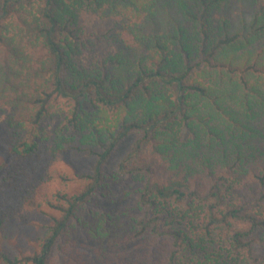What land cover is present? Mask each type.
<instances>
[{
    "label": "trees",
    "instance_id": "16d2710c",
    "mask_svg": "<svg viewBox=\"0 0 264 264\" xmlns=\"http://www.w3.org/2000/svg\"><path fill=\"white\" fill-rule=\"evenodd\" d=\"M0 124V180L29 175L0 264H264V0H0ZM131 135L115 211L94 198Z\"/></svg>",
    "mask_w": 264,
    "mask_h": 264
},
{
    "label": "rangeland",
    "instance_id": "374dc122",
    "mask_svg": "<svg viewBox=\"0 0 264 264\" xmlns=\"http://www.w3.org/2000/svg\"><path fill=\"white\" fill-rule=\"evenodd\" d=\"M0 130H2V126H0ZM135 138L136 136L131 135L125 139L112 154L108 166L106 167V174L110 177V179L106 181L110 182L111 190L114 192V195L106 193L105 198H94L98 203L115 211H125L127 209L125 206L127 203L126 193L129 192L130 189L129 187L124 189L122 186L121 188H118L117 185L119 184V180L117 176L119 174L117 171L118 165L123 157L131 151ZM94 162V159L86 158L74 153H68L64 155L59 162L52 163V168L58 169L70 176H74L75 174L88 171ZM8 175L9 174L6 173L5 176L7 177V180H5L4 183L0 180L1 185L5 184L4 187L7 188L3 192L0 191V208L8 206L10 203L18 202L27 191L29 175H19L15 177L13 175ZM128 206L131 207L129 204L127 207ZM47 212H49V210L43 207L42 211L27 215L25 222L13 221L10 229L14 232V240L13 242L4 244V250L15 256L19 254L20 250L32 251L36 244V239L39 236L40 227L50 223V218ZM79 239L80 241H83L84 238L79 237Z\"/></svg>",
    "mask_w": 264,
    "mask_h": 264
}]
</instances>
